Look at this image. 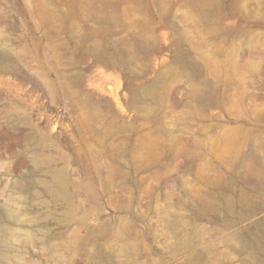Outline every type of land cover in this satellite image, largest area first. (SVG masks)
<instances>
[{
    "label": "rangeland",
    "instance_id": "1",
    "mask_svg": "<svg viewBox=\"0 0 264 264\" xmlns=\"http://www.w3.org/2000/svg\"><path fill=\"white\" fill-rule=\"evenodd\" d=\"M0 49V264H264V0H0Z\"/></svg>",
    "mask_w": 264,
    "mask_h": 264
},
{
    "label": "bare ground",
    "instance_id": "2",
    "mask_svg": "<svg viewBox=\"0 0 264 264\" xmlns=\"http://www.w3.org/2000/svg\"><path fill=\"white\" fill-rule=\"evenodd\" d=\"M9 60V56H7L5 52L0 49V63H4ZM250 173L259 177L262 176L261 171L257 167L252 168ZM251 231L254 239L257 241V244L259 246H263L264 248V220L254 225Z\"/></svg>",
    "mask_w": 264,
    "mask_h": 264
}]
</instances>
